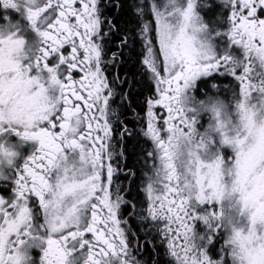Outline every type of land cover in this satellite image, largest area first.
Returning <instances> with one entry per match:
<instances>
[{"label": "snow or ice", "instance_id": "1", "mask_svg": "<svg viewBox=\"0 0 264 264\" xmlns=\"http://www.w3.org/2000/svg\"><path fill=\"white\" fill-rule=\"evenodd\" d=\"M224 4L218 50L197 0L133 2L123 26L117 0H0V264H141L132 220L167 264H264V0ZM141 137L133 196L117 147Z\"/></svg>", "mask_w": 264, "mask_h": 264}, {"label": "flooded vegetation", "instance_id": "2", "mask_svg": "<svg viewBox=\"0 0 264 264\" xmlns=\"http://www.w3.org/2000/svg\"><path fill=\"white\" fill-rule=\"evenodd\" d=\"M134 1H136L135 3H140V0ZM196 12L201 22L206 26L208 34L211 36L210 42L214 44V46L218 50L222 49L225 41L222 40L221 37L217 36L216 33L227 31V28L229 27L227 23V17L230 14V11L228 8L225 7L224 0H197ZM141 20L144 21L143 18H141ZM138 31L139 29L137 28V32ZM139 59H141V57H139L138 55V61ZM123 72H125L124 69ZM230 80L231 78L221 77L219 81H209V86L213 82L227 85ZM206 91L207 89L203 87L201 88L200 98L204 97V93ZM126 110V115L130 114V110L128 108ZM140 115H143V112H141ZM125 118L121 117V119L126 122ZM130 121L132 127L128 128L132 131L138 132L141 125L137 118V112H135L133 116H131ZM129 141L130 140L122 141L121 145L117 147L118 152L125 153L124 156L120 158L119 164L120 167L124 170V172L131 171L135 173V175L130 176L126 179L124 174L121 173L120 181L125 186L130 188V190L132 191V195L135 196L137 190L142 191L144 173L148 170L145 166L143 157V152L146 149L143 150L142 154L140 155L141 157L137 159V162H134L133 164L132 161L126 156L127 150L125 151L124 148V145L128 146ZM139 142L143 145L144 148L149 147L143 143L142 137L140 138ZM129 227L135 237L132 240V252L133 255L137 258V260L141 262V264H157V262H159V264H167V261L171 258L165 255V249L164 247L160 246V241L157 240L158 238H155V233L150 231L148 228H145L135 220L130 221Z\"/></svg>", "mask_w": 264, "mask_h": 264}, {"label": "trees", "instance_id": "3", "mask_svg": "<svg viewBox=\"0 0 264 264\" xmlns=\"http://www.w3.org/2000/svg\"><path fill=\"white\" fill-rule=\"evenodd\" d=\"M136 2L134 0H117V3H122L123 4V9L121 12L117 13L115 9L112 10L111 14L112 15H118L120 18V22L121 25L123 26L124 22L127 20L131 19V10H130V5ZM132 25L130 24L129 27H131ZM137 39H139L137 37ZM140 48L141 45L138 43L135 47V51L133 52H125V57L123 58V66L120 68V73L121 76H127L128 81H129V85H132L131 87V93L130 96H128L127 100L125 101L126 106L125 108L121 109V111H123L125 113V115L123 116V118L126 119V125L127 127H132L130 118L131 116H133V114L135 112H137V114H141L142 109H143V99H144V95H147L146 91H145V85L142 83V78L139 76L138 74V54L140 52ZM123 69L125 70V72H123ZM133 81H135V83L133 84ZM123 91L125 93L129 92V87L128 85L124 86ZM130 110V114H127V110ZM146 149L143 147L142 144H140V142L136 141V140H130L129 144L127 146V153L126 156L132 161V163L134 164V162H137V159L139 157H141L140 155L142 154L143 150Z\"/></svg>", "mask_w": 264, "mask_h": 264}, {"label": "rangeland", "instance_id": "4", "mask_svg": "<svg viewBox=\"0 0 264 264\" xmlns=\"http://www.w3.org/2000/svg\"><path fill=\"white\" fill-rule=\"evenodd\" d=\"M145 3H149L150 0H144ZM161 3H163V0H161ZM144 21L142 20V23H150L152 25H154V19L151 17L150 14L146 15L145 17H143ZM151 35L154 36V32L151 33ZM156 47H158V44L156 45ZM159 240V239H157ZM165 249V248H164Z\"/></svg>", "mask_w": 264, "mask_h": 264}]
</instances>
